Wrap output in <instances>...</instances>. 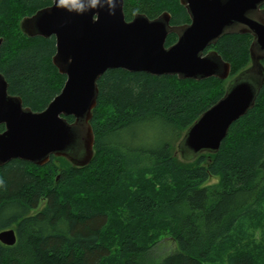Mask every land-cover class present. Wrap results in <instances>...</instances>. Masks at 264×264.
Wrapping results in <instances>:
<instances>
[{
  "label": "trees",
  "instance_id": "1",
  "mask_svg": "<svg viewBox=\"0 0 264 264\" xmlns=\"http://www.w3.org/2000/svg\"><path fill=\"white\" fill-rule=\"evenodd\" d=\"M53 1L0 0V71L9 91L35 111L67 77L52 61L55 36L29 37L20 23ZM124 9L128 20L169 11L174 25L191 21L180 0H125ZM177 38L169 34L166 45ZM252 39L226 34L212 46L231 62V77L249 66ZM98 85L90 164L52 156L44 166L21 159L0 166V231L18 235L15 245L0 241V264H264V86L217 153L187 160L175 142L224 95L225 80L114 68ZM149 122L175 138L156 146L122 139L124 130ZM165 235L173 245L158 258Z\"/></svg>",
  "mask_w": 264,
  "mask_h": 264
},
{
  "label": "water",
  "instance_id": "2",
  "mask_svg": "<svg viewBox=\"0 0 264 264\" xmlns=\"http://www.w3.org/2000/svg\"><path fill=\"white\" fill-rule=\"evenodd\" d=\"M180 2L191 18L180 25L171 23L169 11L155 18L136 13L128 20L125 0H54L23 17L20 28L27 36H55L52 61L67 78L47 107L35 111L9 91L0 71V125H5L0 132V166L13 159L44 166L52 156L65 157L78 167L90 164L95 154L91 120L98 105V81L107 70L227 80L232 64L212 46L226 34H251L249 66L229 80L224 95L178 143V152L187 160L203 152L217 153L232 124L255 107L264 86V0ZM171 33L178 38L167 46ZM3 41L0 37V48ZM17 240L15 228L0 231L2 243L12 246Z\"/></svg>",
  "mask_w": 264,
  "mask_h": 264
},
{
  "label": "rangeland",
  "instance_id": "3",
  "mask_svg": "<svg viewBox=\"0 0 264 264\" xmlns=\"http://www.w3.org/2000/svg\"><path fill=\"white\" fill-rule=\"evenodd\" d=\"M231 78L232 77L225 80L226 88ZM121 137L122 139H124V141H128L134 144H145L150 146H156L161 144L162 142H165L168 139L173 140L175 138L173 132L170 129L166 128L165 126H163L161 123L158 122L137 124L133 127L124 130L123 133L121 134ZM179 140L180 139L176 140L175 142V147H176L175 150H177V144ZM218 180L219 178H213L211 182L215 183L218 182ZM255 223L258 224L259 221H256ZM254 234H256L255 238L258 242L261 237L260 230L255 231ZM251 244L252 246L254 245L253 242ZM172 245L173 243L170 240V237L166 235L163 236L162 241L159 242V244L155 247L156 256L160 258L166 253H168L171 250Z\"/></svg>",
  "mask_w": 264,
  "mask_h": 264
},
{
  "label": "bare ground",
  "instance_id": "4",
  "mask_svg": "<svg viewBox=\"0 0 264 264\" xmlns=\"http://www.w3.org/2000/svg\"><path fill=\"white\" fill-rule=\"evenodd\" d=\"M46 200V199H45Z\"/></svg>",
  "mask_w": 264,
  "mask_h": 264
}]
</instances>
